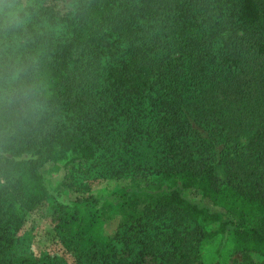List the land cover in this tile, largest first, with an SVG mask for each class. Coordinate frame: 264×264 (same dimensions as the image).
<instances>
[{"label":"trees","instance_id":"trees-1","mask_svg":"<svg viewBox=\"0 0 264 264\" xmlns=\"http://www.w3.org/2000/svg\"><path fill=\"white\" fill-rule=\"evenodd\" d=\"M10 3L0 264H39L9 255L29 214L51 203L67 217L44 176L58 162L154 187L115 197L123 221L84 264H186L192 242L219 235L264 261V0H73L63 16L36 0L15 24Z\"/></svg>","mask_w":264,"mask_h":264},{"label":"rangeland","instance_id":"rangeland-1","mask_svg":"<svg viewBox=\"0 0 264 264\" xmlns=\"http://www.w3.org/2000/svg\"><path fill=\"white\" fill-rule=\"evenodd\" d=\"M48 1L56 5L61 16L67 14L73 4V0ZM17 2L27 6L36 0ZM99 165V168L94 169L85 166L82 172L72 174L65 169L64 162L47 165L44 168L45 179L52 191H60L58 199L63 211L67 208L68 222L63 224L66 215L63 217L53 211L51 203L45 204L29 214L9 255L39 264H84L88 253L106 245L126 212L116 205L118 201H115V197L122 193L150 192L154 187L127 173L116 178L105 171L103 163L101 165L99 162ZM74 173L76 176H73ZM88 196L98 200L93 205L94 209L75 203L77 198ZM57 216L61 219L57 220ZM191 224L188 220L179 221L182 227ZM186 253V264H264V261L255 257L246 259L241 252L236 251L228 235L212 237L201 243L192 242Z\"/></svg>","mask_w":264,"mask_h":264},{"label":"clouds","instance_id":"clouds-1","mask_svg":"<svg viewBox=\"0 0 264 264\" xmlns=\"http://www.w3.org/2000/svg\"><path fill=\"white\" fill-rule=\"evenodd\" d=\"M4 7L6 9H10L11 11L8 13L9 17V23L15 24L18 23L21 20V17L19 16L20 13L24 12V9L26 8L25 4L22 3H16V4H5ZM26 14V13H25ZM13 78H15V73H12Z\"/></svg>","mask_w":264,"mask_h":264}]
</instances>
